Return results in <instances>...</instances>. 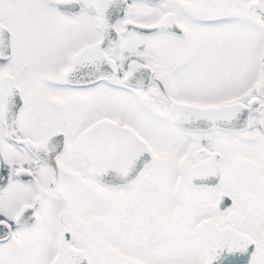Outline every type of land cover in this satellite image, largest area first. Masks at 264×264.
<instances>
[{
	"label": "snow or ice",
	"instance_id": "obj_1",
	"mask_svg": "<svg viewBox=\"0 0 264 264\" xmlns=\"http://www.w3.org/2000/svg\"><path fill=\"white\" fill-rule=\"evenodd\" d=\"M0 264H264V0H0Z\"/></svg>",
	"mask_w": 264,
	"mask_h": 264
}]
</instances>
